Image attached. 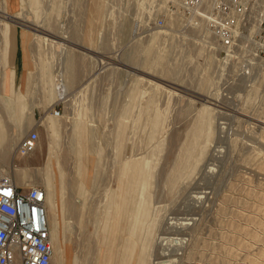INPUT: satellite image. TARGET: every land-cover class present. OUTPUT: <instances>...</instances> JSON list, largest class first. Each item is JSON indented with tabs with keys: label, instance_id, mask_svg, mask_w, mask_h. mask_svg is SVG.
Instances as JSON below:
<instances>
[{
	"label": "rangeland",
	"instance_id": "374dc122",
	"mask_svg": "<svg viewBox=\"0 0 264 264\" xmlns=\"http://www.w3.org/2000/svg\"><path fill=\"white\" fill-rule=\"evenodd\" d=\"M13 1L18 2L10 12L13 21L0 22L9 25L10 35H16L15 52L10 37L8 63L0 65V113H4L0 126L6 131L4 143L0 142V169L18 184L47 186L48 204L56 201L57 209L61 203L60 210L49 209L51 229L56 232L54 264H91L89 249L103 242L108 196H126L127 177H118L115 123L129 105L132 111L126 118L129 125L123 154L139 157L132 159L133 168L139 166L142 177H134L130 194L141 203L140 209L146 196L149 218L159 210L156 219L163 217V222L154 228L143 254L142 241L152 220L140 224L142 230L139 221L113 229L114 245L125 235L124 228L138 243L131 253L135 239L126 236L123 252L122 244L110 263L152 264L162 252V246L158 244L156 249L154 244L158 232L174 236L168 229L171 218L193 217L194 223L180 234L187 240L185 250L192 259L186 255L181 264H264V0L251 2L246 20L237 11L226 15L224 22L236 31L231 46L223 45L213 22L206 19L193 23L167 17L160 26L158 19L165 14L166 5L159 0H42V6L33 7L30 0ZM213 1L203 11L210 10ZM22 6L35 16L29 13L28 18H16ZM1 16L5 14L0 12ZM25 29L33 34L26 43ZM70 51L75 84L69 101H52L42 87V59L54 78L59 73L67 77ZM13 65L17 67V89L29 70L34 73V87L23 112L27 125L26 117L33 108L34 122L19 144L31 130H37L39 147L28 156H21L18 146L6 147L20 117L15 109L10 120L1 107L2 97L9 95ZM137 79L139 87L133 92ZM90 102L103 155L88 164L89 182L83 183H89V192L84 196L80 184L79 192L76 190L72 151L61 148L60 163L55 148L54 138L65 140L70 134L66 128L50 136L46 118L55 110L61 116L69 115L70 107ZM209 114L212 137L208 135ZM74 115L80 116L79 111ZM138 115H142L141 121ZM155 144L158 154L149 156L153 165L145 168L140 157ZM20 169L29 172L27 177H19ZM104 248L106 259L109 245Z\"/></svg>",
	"mask_w": 264,
	"mask_h": 264
},
{
	"label": "built area",
	"instance_id": "2783aa9c",
	"mask_svg": "<svg viewBox=\"0 0 264 264\" xmlns=\"http://www.w3.org/2000/svg\"><path fill=\"white\" fill-rule=\"evenodd\" d=\"M165 3V14L158 19L162 26L167 17L198 22L204 18V6L210 0H159ZM255 0H214L206 21L213 22L223 45L231 46L234 28L224 22L228 13L237 11L246 20L249 6ZM168 15V16H167ZM225 25L226 27H224ZM39 132L31 130L18 146L21 156L34 153ZM47 189L41 184H18L0 178V264H53Z\"/></svg>",
	"mask_w": 264,
	"mask_h": 264
},
{
	"label": "crops",
	"instance_id": "0c3cea01",
	"mask_svg": "<svg viewBox=\"0 0 264 264\" xmlns=\"http://www.w3.org/2000/svg\"><path fill=\"white\" fill-rule=\"evenodd\" d=\"M42 3H43L42 0H30L29 4H30V7H33L35 5L42 6ZM54 5H58L57 2L54 1ZM17 6H18V2L15 3L13 0H0V12L5 14V16L0 17V22L3 23L5 19L7 20L11 19L13 21V19L10 17L11 16L10 12L16 9ZM20 10L21 9L19 8V10L17 11V15L15 16L18 19H21L18 17V13ZM20 24L24 25L23 22L22 23L20 22ZM10 33H11V29L8 24L6 23L2 25L0 24V36L3 37V41H4L3 43H0V65L2 66H6L8 63V51H9V45H10V37L12 39L11 49L15 52L16 35H15V32H13V35L12 34L10 35ZM35 34L36 33H34V35ZM32 35L33 34H30V32L27 29L24 30L25 43L28 40V38ZM40 54L43 55V52L40 51ZM12 55H13V60H14L15 55L13 53ZM73 59H74L73 51H70L68 54L67 60L71 64ZM42 61H43V66H42V71H41L42 87L44 89V92L48 94V98L52 101H56V88H55V83H54V77L51 75V73L48 70V64L46 60L43 58ZM29 64H30V61L27 56L26 58L27 69H29L30 67ZM16 68L17 67L13 65V69L10 71L9 76L11 78V82L6 92L9 95H7L6 97H2V100H1V107L7 111V114L10 120H13L11 111L16 109L20 114L19 124L17 125L13 135L11 136L10 142L8 143V145H6V147L8 146L7 148L11 147L12 149L15 146H18L19 139L21 138V136H18V138L15 139L17 137L16 134L17 133L23 134L26 131V129H28L29 126L34 122L33 108H32V113L26 117L27 125L24 124L23 122L24 121L23 112L25 111V108L27 107V104H28V100H29L28 96L32 92L33 87H34V73L33 71L29 70L27 72V75H25L22 84L17 89L14 87V83L15 84L17 83ZM59 75H61L64 78V81L68 87V91L70 94L72 86L75 84V75H74L72 64H71L67 77L65 76L64 73H59L58 76ZM138 87H139V80L137 79V83L133 89V92H136L138 90ZM68 101H69V95H68V98L64 102L68 103ZM93 106H94L93 102H90L89 104H86L85 106L82 105L79 108L77 106L76 107L72 106L70 107L71 114L69 115L65 114L63 116L61 115L54 116L53 114H48L46 118L47 126L49 128L48 133L50 136L51 134L54 135L56 132H60L61 130H66V128H67V132L70 134L69 138L65 139L67 142V145L62 146L65 140L61 137H58L57 139L54 138V143H55V148L57 150V156L59 157L60 163H61L62 157L58 153L60 152L61 148L67 147L73 153V158H74L73 164L75 168L74 178L76 179L77 192H79V184L81 183V181L83 182L87 180L89 182V171H90V168L88 165L89 162H92V161L94 162L95 160H101L102 155H103L102 148L100 147V145L97 144V142L99 141L97 137L99 126L93 124V121H94L92 118L93 113L90 114V111L92 110ZM77 110L79 111L80 116L74 115L75 111ZM130 111H132L130 105L125 107L124 109L125 114L121 116L119 119H117L115 123L116 125L115 145L117 149L116 155L119 161L118 177H141L140 167L138 166V169L137 168L134 169L133 165L136 163L132 161V159L134 160V158H139V157H137L134 154L128 158V157H125L123 154V149L125 147V143L127 139V128L129 125V122H128V125L126 126V123H127L126 118L128 117V114ZM155 115L159 117V115L162 116L163 114L155 113ZM3 117H4V113H0L1 120L4 119ZM138 118H140L139 120L141 121L142 115H138ZM132 126H135V123L132 124ZM5 133L6 131L4 127L0 126V142L2 144L4 143L3 140H5ZM7 154L8 153H6L5 155ZM66 160L67 159L64 158V161ZM4 165H6V163H4ZM131 167L132 169L129 170ZM62 168L64 169L63 166ZM88 192H89V183L86 187H84L82 195L88 196ZM63 205L65 208V201ZM56 206L57 205L55 201L53 205L48 204V209L57 211Z\"/></svg>",
	"mask_w": 264,
	"mask_h": 264
},
{
	"label": "bare ground",
	"instance_id": "6f19581e",
	"mask_svg": "<svg viewBox=\"0 0 264 264\" xmlns=\"http://www.w3.org/2000/svg\"><path fill=\"white\" fill-rule=\"evenodd\" d=\"M35 3V1H34ZM210 4V3H209ZM212 4V2H211ZM21 10L19 11L18 13V17L22 18V17H26L28 18V14H33V12H28L24 6L20 8ZM38 9L40 10V7H38ZM50 9V8H49ZM53 10V9H52ZM48 11V10H47ZM209 11V10H208ZM208 11H203L204 13V18H201L200 20H205L206 17H208L207 14H205V12H208ZM25 12H28L27 14H25ZM48 14V13H47ZM46 14V15H47ZM199 20V22H200ZM207 20V19H206ZM193 23H195V20H191ZM198 24V23H196ZM224 27H226L225 25H223ZM54 83H55V88H56V101H65L67 98H68V95H69V91H68V87L64 81V78L59 75L57 78H54ZM54 116H59L60 113L55 110L53 113H52ZM209 117L207 118V126H208V135L209 137L213 136V132L214 130L212 129L211 127V124H212V121H211V115L209 114L208 115ZM162 124V123H161ZM16 134V133H15ZM22 133H17L16 134V138H18V136H21ZM152 136V135H151ZM150 136V137H151ZM159 139V138H158ZM19 146V144H18ZM39 147V140H38V146H37V149ZM225 147V146H224ZM11 148V147H10ZM157 148L159 149V145H156L154 146V148L152 149V151L150 153H148L147 155H145L141 162V165L143 167H149L148 165H150V167L153 165V163H151L150 159H149V156L151 158H153L154 155L158 154V151H157ZM36 149V150H37ZM205 151V150H204ZM33 154V153H32ZM31 154V155H32ZM197 154V153H196ZM200 157V156H199ZM203 157V156H201ZM201 159V158H200ZM198 160V159H197ZM146 162V164H145ZM151 163V164H150ZM123 165V164H122ZM84 166V165H83ZM194 169V168H193ZM4 172V170H3ZM0 169V178H6L5 174L3 173ZM19 177H27L28 173L26 169H20L19 170ZM46 177H50L49 175H46ZM121 178H124V177H121ZM144 179V177H143ZM127 182H126V196L125 197H121V198H118L117 196H115L114 194H110L107 198V205H106V208L104 209V215H105V220H104V224L102 226V235H103V242L100 243V246L97 245L98 247H96V249H94V247H91L89 249V253L88 254H91V257H88L87 259L90 261L91 264H104L103 261L106 260V263L105 264H111L110 261L112 259L111 255L112 254H118L120 253L119 251V248L120 246L123 244V248H122V252L124 250V244L126 242V236H130L132 238H134L135 240L132 242V245H131V253H134L133 252V249L135 248V246H137V243H136V237H134V234L132 235L131 232L128 233L127 229H125L124 231V236L122 234V236L119 237V245L118 243L116 245H114L112 243V239L114 238V231L113 229L118 230L119 227L121 226H126L128 224H133L134 222H140L139 223V226L140 224L142 225L143 222H145L146 220H148L149 222L152 220L150 226L148 227V231L146 233V236L144 237V240L142 241V250H141V254L144 253L145 249H146V245L148 244V240L152 237L153 235V230L154 228H156L157 224L159 222H163V217L160 219V221L158 219H156V217L158 216V212L159 210H156L155 213H153V215L151 216L152 218L150 219L149 218V215H148V210H147V205L149 203V199L145 196L141 199V202L143 203L142 205V208L140 209L139 205L141 204L140 202H136L137 200H135V196L131 195L130 194V190L132 191V194H133V180H134V177H127ZM47 181L48 183L50 184V180L47 178ZM80 186L81 188L84 189V187H86V184L83 183L81 181L80 183ZM47 189V187H46ZM124 192V191H123ZM200 195V194H199ZM208 195V194H207ZM204 197V195H201ZM206 196V195H205ZM49 194H48V189H47V204H48V198H49ZM138 197V195L136 196ZM132 198H134V200L132 201ZM130 199V200H129ZM199 199H202V197H199ZM192 200V199H191ZM194 200V199H193ZM195 202V201H193ZM204 202V201H203ZM195 203H198V202H195ZM202 203V201L200 202ZM199 203V204H200ZM205 204V203H204ZM202 205V204H201ZM138 206V207H137ZM201 207V206H199ZM204 207V206H202ZM61 208V203L58 204V207L57 209L60 210ZM121 208V209H120ZM195 208V207H194ZM198 208V207H197ZM49 210V209H48ZM121 211V218H119V213ZM190 212V210H189ZM137 213V214H136ZM192 213V212H191ZM50 215V214H49ZM171 216V215H170ZM158 218V217H157ZM168 218V217H167ZM171 218V217H170ZM171 219V222H169L170 224L168 225V229L172 230V233L173 234H176L174 236H171V235H163L160 231L158 232L157 236H156V239H155V247L157 249V246L158 244H160L162 246V252H157L159 253L158 257H155L154 260L152 261V264H181V263H184V259L187 257H185L186 255H188L189 259H192V255H191V252L190 251H186V244H187V240L185 237L183 236H180V234L184 231V229L191 223H194V220L195 218H187V217H182V218H175V217H172ZM198 219V218H197ZM192 220V221H190ZM168 221V220H167ZM103 222V221H102ZM165 222V221H164ZM196 222V221H195ZM197 223V222H196ZM119 225V226H118ZM159 225V224H158ZM161 227V226H160ZM159 227V228H160ZM132 228V226H128V229ZM140 229L142 230L143 227L140 226ZM167 229V228H166ZM139 231L138 233V236L143 237L142 235V232L143 231ZM158 230V229H157ZM156 230V231H157ZM51 242L54 246V257H53V264H54V259H55V256L57 255V247H56V244H55V233L53 229H51ZM101 233V232H100ZM160 233L162 235H160ZM171 233V234H172ZM97 237V236H96ZM193 237V236H192ZM92 238V236H91ZM189 238V237H188ZM98 240V239H97ZM105 245H109V251H108V257L105 259ZM114 245V247H113ZM197 246V245H196ZM107 248V247H106ZM193 248V247H192ZM186 249V250H185ZM196 249V248H195ZM160 250V251H161ZM114 251V252H113ZM144 257V256H143ZM204 257V256H203ZM111 258V259H110ZM141 256H140V260H141ZM202 258V257H201ZM195 260V258H193ZM200 259V258H199ZM146 260V259H145ZM150 261V260H149ZM63 262H61L62 264ZM197 263V262H196ZM195 263V264H196ZM116 264V263H115ZM121 264V263H120ZM151 264V263H150ZM203 264V263H202Z\"/></svg>",
	"mask_w": 264,
	"mask_h": 264
}]
</instances>
